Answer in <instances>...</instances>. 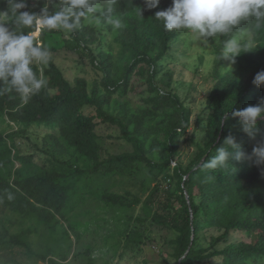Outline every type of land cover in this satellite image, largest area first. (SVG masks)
Wrapping results in <instances>:
<instances>
[{
	"label": "trees",
	"instance_id": "trees-1",
	"mask_svg": "<svg viewBox=\"0 0 264 264\" xmlns=\"http://www.w3.org/2000/svg\"><path fill=\"white\" fill-rule=\"evenodd\" d=\"M26 4L20 11L38 14L46 4L49 11H54L55 5L59 10V0H26ZM171 4L172 0H160L156 8H147L145 0H117L112 15L121 18L125 25L121 29H114L98 14L96 22L112 33L119 46L114 58L110 49L102 46V31L88 19L71 34L51 31L39 35V43L49 52H56L63 45L88 56L90 65L102 73V77L91 87L81 77L70 81L51 58L46 65H34V71L47 81V86L27 103L14 92L0 95V118L17 126L6 135L0 133V203L21 220L52 227L71 208L69 202L77 191L74 183H66L56 171L27 172L15 165L18 162L25 167L30 157L15 152L11 144L14 137L32 125H55L67 145L89 163L87 168L73 170L78 179L95 172L129 175L140 168L152 174L154 171L163 174L172 167L169 173L163 174V179L168 186L175 181L178 194L157 183L143 204L148 208L152 223L175 232L174 238L169 240L174 264H197L216 256L222 258L221 264H248L251 257L264 258V164L258 165L253 155V149L264 143V118H258L259 131L252 138L243 130L239 118L231 113L264 100V85L253 83L255 75L264 70V26L257 28L255 21L243 22L232 33L219 36L217 42L211 41L215 52L214 82L202 114L197 116V121L205 124L206 141L198 146L191 165L183 168L177 160V148L179 138L190 126L191 111L169 89L171 75L168 72L160 79L164 88L156 80L162 60L180 35L179 31H165L162 22L154 17L157 11ZM0 12H8L6 0H0ZM7 25L13 26L11 21ZM241 36L240 42H251L254 49L241 53L233 66L222 72L227 65L226 59L219 60L224 43ZM128 91L146 93L141 96L143 105L138 111L131 108L124 97ZM119 92L125 99L111 107L113 96ZM146 119L157 121L145 126ZM101 123L117 128L119 138L128 143L129 150L106 153L96 132ZM156 133H162L163 137L158 142L160 151L152 154L145 142ZM229 135L245 154L244 158L230 157L231 165L227 168L205 169L203 164L211 160L217 148L224 146V138ZM47 138L53 150L63 153L57 137L49 135ZM232 151L235 153L236 149ZM173 162L175 166L171 165ZM96 196L108 204H121L123 198L108 192ZM139 202L140 198L135 197L130 204L134 206ZM177 203L179 207L175 208ZM204 228L218 232L208 236L207 247L200 246V231ZM28 233L29 229L13 233L1 228L0 248L16 246L27 255L37 257L32 263L21 264H64L63 256L50 246L42 252H34ZM219 244L223 245L220 249L216 248Z\"/></svg>",
	"mask_w": 264,
	"mask_h": 264
},
{
	"label": "rangeland",
	"instance_id": "rangeland-1",
	"mask_svg": "<svg viewBox=\"0 0 264 264\" xmlns=\"http://www.w3.org/2000/svg\"><path fill=\"white\" fill-rule=\"evenodd\" d=\"M98 14L99 12L94 13L96 17H91L87 21L102 31V46L104 49H110L114 58L119 46L114 42L112 33L96 22ZM179 32L174 48L160 64L161 69L156 80L157 84L164 88L160 79L165 72H168L171 75L169 89L174 91L190 108V126L179 138L177 148L178 162L183 168H188L198 152V146L206 141L205 124L197 121V116L202 114L206 98L213 86L212 70L215 52L211 41L217 42L219 36L209 38V43L203 45L193 42L191 34L185 31ZM241 38L242 36L236 39L240 41ZM49 53L70 81L75 77H81L91 87L102 77V73L90 65L89 57L86 55L64 48L63 45L58 47L56 52ZM226 60L227 65L222 68V72L234 64ZM120 94L119 92L113 96L110 106H118L116 102L126 98L130 107L136 111L143 105L141 96L146 95L145 92L132 94L128 91L124 98ZM157 118L161 119V117ZM156 121L157 119H146L144 125L151 126ZM15 129L17 126L0 118V133L6 135ZM96 132L99 142L103 144L105 152L109 155L129 150L128 143L119 138L117 128L101 123L96 127ZM49 135L58 138L64 148L63 153L53 150L47 138ZM162 137V133L152 134L146 140L145 147L151 149L152 154H157L160 151L158 142L162 140ZM11 144L15 152L23 157H30L25 167L18 162L15 163L16 166H22L27 172L56 171L62 175L61 179L66 183H74L77 191L69 202L71 208L54 227L21 220L16 213L4 208L0 203V231L3 227L13 233L29 229L28 239L32 250L39 253L50 246L63 256L64 264L175 263L170 256L172 249L169 244L175 232L152 223L147 213L148 208L143 204V200L157 183L162 188L168 187L170 192L178 194L175 181H171L168 186L163 179V174L169 173L172 167L167 168L163 174L155 171L152 174L148 169L140 168L129 175L122 172L109 174L95 172L89 175L86 173L78 179L73 170L87 168L89 163L82 159L73 147L67 145L59 136L55 125H32L25 132L15 136ZM171 165L176 164L173 162ZM86 178L88 179L85 183ZM102 192L122 196L121 204H108L98 198L96 194ZM135 197L140 198V202L132 206L130 202ZM178 207L177 203L175 208ZM217 233L210 228L202 229L200 246L207 247L208 236ZM222 246L219 244L216 248L220 249ZM36 259L35 255H27L20 247L0 248V262L21 264L32 263ZM221 262L222 258L216 256L197 264H221ZM247 262L248 264H264V258L251 257Z\"/></svg>",
	"mask_w": 264,
	"mask_h": 264
},
{
	"label": "clouds",
	"instance_id": "clouds-1",
	"mask_svg": "<svg viewBox=\"0 0 264 264\" xmlns=\"http://www.w3.org/2000/svg\"><path fill=\"white\" fill-rule=\"evenodd\" d=\"M6 3L8 12H0V95L14 92L25 103L47 86V81L34 71V65H46L51 60L49 49L39 43L40 34L51 31L71 34L82 26L83 20L96 17V12L114 29L125 26L121 18L112 15L117 0H59V10L55 5V10L49 11L46 4L38 14L20 11L26 8V0H6ZM159 3L160 0H145L147 8H156ZM154 17L162 22L165 31H185L191 34L193 42L207 45L209 38L228 35L243 22L255 21L257 28L264 26V0H172L170 7L157 11ZM9 21L11 28L7 25ZM251 49H254L251 42L242 44L235 38L228 39L219 60L234 63L237 56ZM253 83L264 85V70L255 75ZM231 115L238 117L243 130L255 138L258 118H264V100ZM223 145L203 164L205 169L227 168L231 165L230 157L244 158L231 135L224 138ZM253 155L258 165L264 164V143L253 149Z\"/></svg>",
	"mask_w": 264,
	"mask_h": 264
},
{
	"label": "water",
	"instance_id": "water-1",
	"mask_svg": "<svg viewBox=\"0 0 264 264\" xmlns=\"http://www.w3.org/2000/svg\"><path fill=\"white\" fill-rule=\"evenodd\" d=\"M185 194H186V193H185ZM186 199L188 200V197H187V196H186ZM192 237H193V236H192ZM190 246H191V244H189L187 251L189 250ZM187 251H186V253H187ZM178 264H179V263H178Z\"/></svg>",
	"mask_w": 264,
	"mask_h": 264
}]
</instances>
